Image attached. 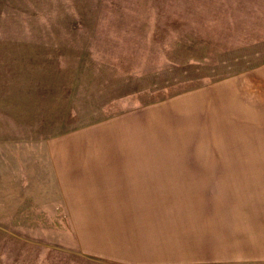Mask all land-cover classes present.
<instances>
[{
    "label": "crops",
    "instance_id": "crops-1",
    "mask_svg": "<svg viewBox=\"0 0 264 264\" xmlns=\"http://www.w3.org/2000/svg\"><path fill=\"white\" fill-rule=\"evenodd\" d=\"M12 2L0 0V10L12 9ZM212 2L242 20L235 25L264 27V0ZM259 32L255 47H260L261 61L248 65L245 54L231 51L234 59L243 60L240 69L203 86L212 87L207 106H213V116L221 106L223 116L230 117L228 138H253L254 126L247 123H264V29ZM8 39L0 36V145H12L14 139L49 142L36 148L37 157L22 158L27 174L21 172L22 185L31 186L35 169L49 171L46 179L67 204L68 218L79 220L76 249L84 264H251L264 259V162H158L149 146L122 142L126 136L120 129L132 130L138 109H118V95L108 102L107 92L116 89L119 76L80 61L90 57L86 41L62 47L43 36ZM56 49H64L65 64ZM9 148L4 150L10 156L8 172L13 161L24 171ZM237 153L264 155L232 152Z\"/></svg>",
    "mask_w": 264,
    "mask_h": 264
},
{
    "label": "rangeland",
    "instance_id": "rangeland-1",
    "mask_svg": "<svg viewBox=\"0 0 264 264\" xmlns=\"http://www.w3.org/2000/svg\"><path fill=\"white\" fill-rule=\"evenodd\" d=\"M11 7L0 10L2 38L20 42L43 36L62 47L86 41L90 57L80 61L119 76L116 89L107 92L108 102L118 95V109H138L139 117L132 130L120 129L125 145L149 146L158 162H264V155L232 154L264 151V123H247L254 126L253 138H228L230 117L223 116L221 106L213 116V106H207L212 87L203 88L240 69L243 60L231 51L245 54L248 65L261 61L255 35L264 27L235 25L242 20L212 0H13ZM54 51L62 58L64 49ZM12 143L0 145V264H84L76 249L79 220L68 218L67 204L46 179L49 171L35 169L31 186L22 185V158L37 157L36 148L49 142ZM5 147L24 171L13 161L8 172Z\"/></svg>",
    "mask_w": 264,
    "mask_h": 264
}]
</instances>
